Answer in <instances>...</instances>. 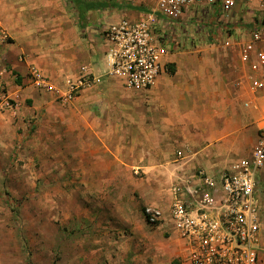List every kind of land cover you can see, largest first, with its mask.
<instances>
[{"label": "crops", "instance_id": "crops-1", "mask_svg": "<svg viewBox=\"0 0 264 264\" xmlns=\"http://www.w3.org/2000/svg\"><path fill=\"white\" fill-rule=\"evenodd\" d=\"M75 1L72 8L65 0H40L34 5L31 0H0V23L9 35V39L0 44V81L5 93L16 95L17 102H33L31 109L25 108L18 116L21 127L18 138L25 133L23 119L33 116L34 108L44 109L47 119L48 109L66 107L69 113L60 116L62 121L65 117L72 123L76 138L86 140L79 146V154L110 156L111 170L123 171L124 176L128 171L126 165L147 172L150 177L147 182L151 184L146 185L152 187L153 193L145 202L160 207L163 197L159 187L169 183L174 168L181 162L175 161L177 150H183L185 154L180 169L191 172L203 168L216 177L229 169L234 161L249 155L259 129L264 126V94L250 90V70L241 62L237 50L218 49L201 37L194 39L184 35L185 43L177 41L174 35L181 31L184 21L176 23L169 28L172 32L168 31V52L162 58L164 68L149 88L134 90L141 93L140 102H114L108 92L116 96L127 92L128 88L107 73V66L103 68L107 47L103 29L121 17H142L150 0H143L142 5L130 0ZM41 10H46L47 18L57 19L60 32L75 34L81 44L76 59L70 56L62 59V70L56 67L57 62L48 70L41 60L31 53L26 54L32 49L19 45L35 40L32 19ZM243 37L241 34L240 39ZM20 53L25 54L23 59L18 56ZM81 64L87 65L99 81L65 104L58 103L50 93L35 88L28 77V69L38 66L59 83L63 68L74 72L66 77L75 74ZM106 96L110 102H104ZM2 122L4 120L0 118V127ZM10 153L15 154L14 151ZM262 168L258 173L259 180L264 174V166ZM95 181L97 186L126 185L119 179ZM154 188L159 189L153 191ZM165 191L169 204L168 187ZM163 225L160 227L166 233L172 231L177 236L170 223L165 228ZM171 242L174 249L168 253L172 258L166 264H178L173 255L177 257L176 245L182 242L179 237L177 241L169 238L168 243ZM261 244L260 256L264 259V234Z\"/></svg>", "mask_w": 264, "mask_h": 264}, {"label": "rangeland", "instance_id": "rangeland-1", "mask_svg": "<svg viewBox=\"0 0 264 264\" xmlns=\"http://www.w3.org/2000/svg\"><path fill=\"white\" fill-rule=\"evenodd\" d=\"M39 2L31 0L33 5ZM65 2L72 8L77 3L75 0ZM250 7L253 6L246 5L243 11L235 13L228 27L235 22L252 26ZM205 10L206 13H201L200 8L193 7L187 11L181 31L174 35L177 41L185 43L184 35L194 39L210 36L215 44L226 37L220 15ZM36 13L38 16L32 19L31 27L35 40L19 45L32 49L26 54L31 53L41 60L48 70L56 62L59 63L56 67L62 70V59L66 56L76 59L81 44L75 34L60 32L57 19L47 18L46 10ZM12 41L15 42L13 37ZM197 42L203 45L202 41ZM24 55L18 56L23 59ZM102 64L106 69L104 61ZM40 70L57 82L42 68ZM72 73L63 68L61 77ZM108 94L114 102H140L142 98L140 92L130 89L121 95L114 96L111 91ZM109 97L106 96L104 102H110ZM8 98L10 108L0 109V118L4 120L0 127V264L168 263L172 258L168 252L174 249V243H168L169 238L177 241L178 237L160 227L164 224L165 228L170 222L168 217L157 225L145 221L144 206H155L145 202L153 193L152 187L146 185L151 184L147 182L148 173L126 165L128 171L124 176L123 171L111 170L110 156L79 154V146L86 140L76 138L72 123L65 117L62 121L60 116L69 113L63 106L48 109L47 119L44 109L34 108L33 116L23 119L25 133L18 138L17 132L21 130L18 116L25 108L31 109L33 102H17L12 93ZM95 179H119L126 185L101 183L97 186ZM260 179L264 191V174ZM160 186L156 189L163 197V206L159 207L166 212L168 182ZM183 249L182 244L176 245L177 257L173 255L176 262L184 253Z\"/></svg>", "mask_w": 264, "mask_h": 264}, {"label": "built area", "instance_id": "built-area-1", "mask_svg": "<svg viewBox=\"0 0 264 264\" xmlns=\"http://www.w3.org/2000/svg\"><path fill=\"white\" fill-rule=\"evenodd\" d=\"M130 1L143 4V0ZM246 5L253 6L248 8L252 26L235 22L228 27L235 13ZM193 7L200 8L201 13L208 9L220 15L226 37L215 44L210 36L206 40L220 48L237 50L241 62L250 70V90L264 94V0H150L142 17H121L103 29L107 73L128 89L149 88L165 66L162 58L168 52L169 28L181 24ZM8 39L0 23V44ZM28 77L35 88L50 93L60 104L72 101L99 81L85 64L59 83L36 66L29 68ZM8 97L0 81V109L10 108ZM175 158L183 162V150H177ZM181 162L168 183L170 201L166 212L156 205H146L142 210L149 225L162 223L168 217L184 248L178 264H264L260 256L264 191L258 179L264 166V126L249 155L234 161L218 177L203 168L185 172L180 169Z\"/></svg>", "mask_w": 264, "mask_h": 264}, {"label": "trees", "instance_id": "trees-1", "mask_svg": "<svg viewBox=\"0 0 264 264\" xmlns=\"http://www.w3.org/2000/svg\"><path fill=\"white\" fill-rule=\"evenodd\" d=\"M170 71L172 72V70L170 69Z\"/></svg>", "mask_w": 264, "mask_h": 264}]
</instances>
